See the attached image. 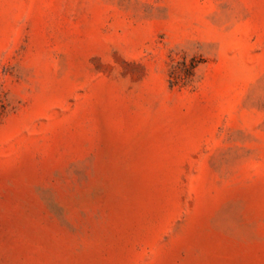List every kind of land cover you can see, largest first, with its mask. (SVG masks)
Wrapping results in <instances>:
<instances>
[{"label":"rangeland","instance_id":"1","mask_svg":"<svg viewBox=\"0 0 264 264\" xmlns=\"http://www.w3.org/2000/svg\"><path fill=\"white\" fill-rule=\"evenodd\" d=\"M0 264H264V0H0Z\"/></svg>","mask_w":264,"mask_h":264}]
</instances>
